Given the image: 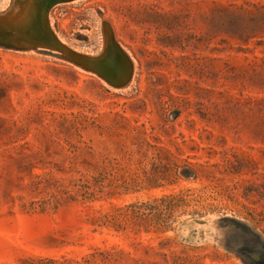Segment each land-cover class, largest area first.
Returning a JSON list of instances; mask_svg holds the SVG:
<instances>
[{"label": "rangeland", "instance_id": "374dc122", "mask_svg": "<svg viewBox=\"0 0 264 264\" xmlns=\"http://www.w3.org/2000/svg\"><path fill=\"white\" fill-rule=\"evenodd\" d=\"M35 18L0 0V26L49 41L23 31ZM39 18L110 65L0 29V264H264V0H58Z\"/></svg>", "mask_w": 264, "mask_h": 264}, {"label": "bare ground", "instance_id": "6f19581e", "mask_svg": "<svg viewBox=\"0 0 264 264\" xmlns=\"http://www.w3.org/2000/svg\"><path fill=\"white\" fill-rule=\"evenodd\" d=\"M30 1V0H29ZM56 1H58V0H35V11H36V18H35V20L33 21V23L31 22V20H30V22L31 23H29V22H27V25H28V23H29V26H28V28L26 29H24L23 31H26V30H28L29 31V33L28 34H30V33H32L33 34V32H34V34L35 33H37V36L40 38V37H42L43 36V30H41L43 27H40V21H39V17H41V12H43L44 10H46L52 3H54V2H56ZM25 8V7H24ZM30 12V11H29ZM23 14H24V12H23ZM20 15H21V13H20ZM23 16V15H22ZM17 17V16H16ZM19 17V16H18ZM9 18V17H8ZM28 18V17H27ZM12 19V18H11ZM15 19H17V18H15ZM24 19V18H23ZM22 19V20H23ZM14 20V19H13ZM44 20V19H43ZM15 21V20H14ZM16 22V21H15ZM14 22V23H15ZM17 23V22H16ZM13 25L14 24H10V23H4L3 25H1L0 26V29H1V31H2V33H3V35L4 36H6V37H10V36H12L13 38H21L22 40H26V41H28L29 42V44L30 45H32L33 47H36V46H38V47H48V48H52V49H54V47H53V44L51 43V41L49 40V41H47L46 39V41L45 40H42V41H31V40H28L27 38H25V37H23V36H21L20 34H19V30H20V32H21V29H18V26H20V25H15L16 27H14V29H12V30H10V28H13ZM47 24H45V26H46ZM25 27H27V26H25ZM16 29V30H15ZM108 32V31H107ZM26 33V32H25ZM27 34V33H26ZM46 34V33H45ZM46 36V35H45ZM107 36H109V34H107ZM31 37V36H30ZM35 37V36H34ZM37 37V38H38ZM44 37V36H43ZM42 37V38H43ZM47 37V36H46ZM110 37H111V35H110ZM45 38V37H44ZM48 38V37H47ZM107 39H109V37L107 38ZM33 40V39H32ZM110 44H111V46L113 47H115V45H114V43H113V41L110 39V41H108ZM105 46V45H104ZM37 47V48H38ZM64 47V46H63ZM66 48V47H65ZM116 48V47H115ZM104 50V49H103ZM117 50V49H116ZM66 52L64 53V54H62L63 56H66V57H69L71 60H73V61H75V62H77V63H79V64H81L83 67H85V68H92V69H97L98 67V69H99V71H100V68L101 69H103L105 66H107V68H108V66L110 65V63H106V64H109V65H106L105 63H103V64H105V66L102 64V63H100V58H91V57H88V56H86V55H83V54H80V53H76V52H73V51H70V50H68V49H66L65 50ZM105 51H107V48H106V50ZM109 51V50H108ZM108 51H107V53H108ZM113 51V50H112ZM110 53V52H109ZM117 53V52H116ZM104 54V53H103ZM107 55V54H106ZM111 55V54H110ZM109 55V56H110ZM113 55V54H112ZM98 56V55H97ZM105 56V55H104ZM120 57H121V55H119ZM78 57L79 58H81V59H78ZM96 57V56H95ZM83 58V59H82ZM103 58V57H102ZM101 58V59H102ZM108 58H110V57H108ZM121 59V58H120ZM125 59V58H124ZM118 60H119V58H118ZM84 62V63H83ZM117 62V61H116ZM118 62H120V61H118ZM125 63V62H124ZM102 64V65H101ZM113 64V63H112ZM120 65V64H119ZM101 66V67H100ZM112 66V65H111ZM110 66V67H111ZM110 67H109V69H110ZM122 67H123V65H122ZM106 68V67H105ZM111 68H113V67H111ZM119 68V67H118ZM125 68V67H124ZM109 69H107V70H109ZM104 70V69H103ZM112 70V69H111ZM120 71V70H119ZM123 71V70H122ZM100 72H102V70L100 71ZM104 72V71H103ZM107 72V71H106ZM109 72H110V70H109ZM111 72H113V71H111ZM99 73V72H98ZM105 73V72H104ZM103 73V74H104ZM129 73H130V69H129V67L127 66L126 68H125V70H124V72L121 74V75H119L120 77H118V76H116L117 74H114V75H112L111 73V75H108L107 77H106V80L108 81V82H110L111 84H113L114 86H116V87H120V86H123V85H125L126 84V82H127V80H128V78H129ZM100 74V73H99ZM106 74V73H105ZM104 74V75H105ZM102 77V76H101Z\"/></svg>", "mask_w": 264, "mask_h": 264}, {"label": "water", "instance_id": "95a60500", "mask_svg": "<svg viewBox=\"0 0 264 264\" xmlns=\"http://www.w3.org/2000/svg\"><path fill=\"white\" fill-rule=\"evenodd\" d=\"M15 21L17 22V21H19V19L15 20ZM43 29H44L46 32H48L47 37H48V39L51 41V43L53 44V47H54L53 51H55V52L59 53L61 56H63L62 54H64V53L66 52L65 50H66L67 48L63 47V45H62L59 41L56 40L55 36L49 31V29H48L45 25H43ZM0 35H2V34H0ZM2 36H3V35H2ZM3 37H4V36H3ZM6 38H8L12 43H15L17 46H20V47H22V48H26V47H27V48H31V47H32V45H30L28 41H22L21 38H13L12 36H10V37H6ZM112 41H113V40H112ZM21 42H22V43H21ZM114 44H115V43H114ZM21 45H23V46H21ZM115 46H116V44H115ZM116 47H117V46H116ZM51 51H52V50H51ZM117 53H118L119 55H121V52H120V50L118 49V47H117ZM121 56H122V55H121ZM63 57L66 58L67 60L73 62L74 64H77V65L83 67L81 64H79V63H77V62L71 60L69 57H66V56H63ZM78 59H81V58L78 57ZM82 59H83V58H82ZM83 63H84V62H83ZM83 68H85V67H83ZM90 69H92V68H90ZM92 70H94V69H92ZM114 72L117 73V68H115V71H114Z\"/></svg>", "mask_w": 264, "mask_h": 264}]
</instances>
